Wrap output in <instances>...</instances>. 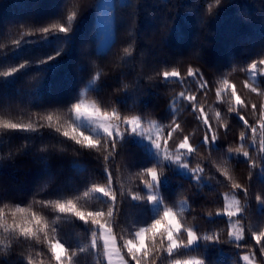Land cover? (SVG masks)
I'll list each match as a JSON object with an SVG mask.
<instances>
[{
    "label": "trees",
    "instance_id": "16d2710c",
    "mask_svg": "<svg viewBox=\"0 0 264 264\" xmlns=\"http://www.w3.org/2000/svg\"><path fill=\"white\" fill-rule=\"evenodd\" d=\"M99 2L0 0V73L11 72L0 75V211L6 213L0 218V264H57L50 249L57 240L74 253L72 264H106L99 229L56 209L57 201L69 199L82 211L114 207L108 223L127 261L125 242L171 207L184 228L197 233L198 244L157 253L156 264L193 259L203 264H244L247 252H254L256 262L264 264L252 237L264 232V154L258 151L264 133L259 130L260 113L251 108L264 106V95L244 86L247 81L264 90V75L252 77L247 71L252 61L264 58V0H221L219 5L216 0H114V39L105 51L98 50ZM54 24L70 30L60 32L52 28ZM46 27L50 31L42 32ZM189 68L202 77H188ZM172 70L181 78L160 75ZM224 80L236 86L248 107L237 108L230 89L217 96ZM189 96L196 97L195 108L186 99ZM82 98L109 114L140 118L136 132L116 120L126 130L117 138L114 157L104 148L81 146L63 135L73 124L88 136L105 139L104 134L77 125L71 106ZM240 114L257 127L255 144ZM48 115L53 116L51 122ZM205 118L222 138L219 146L205 143ZM152 122L159 124L165 138L175 124L180 125L170 143L176 147L189 138L196 151L188 163L204 169L200 182L159 161L140 142ZM9 123L25 127H3ZM243 151H249L255 166L249 158L239 157ZM151 167L162 180L164 208L158 211L147 200L144 184L150 181L145 170ZM109 170L115 204L92 191L93 186L109 184ZM233 184L247 188V194L239 191L244 204L239 217L245 233L241 247L227 236L230 224L222 214L224 193L235 190ZM133 193L142 199H133ZM182 200L188 201L187 209H179ZM18 208L25 211L17 212ZM32 212L43 218L46 236L5 231L14 218L20 223ZM217 234L222 242L203 238ZM179 239L186 242V232Z\"/></svg>",
    "mask_w": 264,
    "mask_h": 264
},
{
    "label": "snow or ice",
    "instance_id": "6c2138e0",
    "mask_svg": "<svg viewBox=\"0 0 264 264\" xmlns=\"http://www.w3.org/2000/svg\"><path fill=\"white\" fill-rule=\"evenodd\" d=\"M221 3V0H216V4L219 5ZM209 12H211V8H209ZM75 18V12H73L71 15L68 16L67 20L69 22V25L71 21ZM53 29H56L60 32H68L70 30L69 27H66L63 24H54L52 26ZM42 32H48L50 29L48 27L41 29ZM18 43V41L16 42ZM127 51V49H125ZM51 59V58H50ZM247 71L252 77L261 76L264 75V58H260L258 60L252 61L248 67ZM11 72L6 73H0V75H10ZM163 79H170V78H181V73L172 70V71H163L161 74ZM202 73L194 70L192 68L188 69L187 76L193 77V78H200L202 77ZM207 85V81H202L200 87L201 89L205 88ZM246 88H249L252 93H257L260 95H264V90L258 89L256 86L249 84L247 81H245ZM230 89V95L233 98L235 105L237 108H246L248 105L244 100L241 99L240 95L237 94L236 86L233 84H230L228 80L223 81L222 89L217 90V96H221L223 94V91H227ZM183 96V93L181 94ZM186 99L189 100L190 103H192L193 108H195V96H189ZM237 108H232L230 111H236ZM252 110L258 111L260 113V119H259V130L260 132L264 133V106H257L255 104L251 105ZM71 111L76 115L77 118L80 117H87L89 119H94L99 128L103 131L105 135V139H97L91 136H88L81 132L77 127H75L73 124L69 125L70 131L65 130L63 131V135L65 137H68L75 141L77 144L81 146H86L89 148H104L105 150L109 151V154L114 157L115 151L117 148V138L121 137L124 133V131H121L119 126H113L111 121L113 120H122V122L125 125H128L130 130L132 132H136L141 128V120L139 117H132V118H121L118 116V114L113 111L111 114L108 112L102 111L100 107L98 106H92L91 108L85 106L83 102L75 103L71 106ZM203 112V109L200 110ZM240 119L243 121L245 128L250 129L252 137H253V143L255 144V135L258 131L256 126H253L249 123V121L245 118L244 115L240 114ZM47 120L51 122L53 120L52 115L47 116ZM204 124L207 126L206 134L203 137L206 144H209L211 142H214L218 139L215 132L212 130L211 125L209 124L208 120L204 119ZM4 128H10V129H17L21 127H25L22 125H18L15 123H9L4 124ZM27 128H31V125L26 126ZM180 128L179 124H175V126L171 129V131L167 132V138H163L160 135H157L155 139H153L151 136L154 145L158 149L164 148V156L166 159H172L167 154V148L169 139L172 138L173 133L178 131ZM57 131H60L59 128H57ZM245 139V134L241 133L240 140L243 141ZM178 150H180L181 153H192L193 151H196V149L192 146V144L189 142V138L185 136L183 140L178 144ZM240 151V150H237ZM258 151L262 154H264V137H262L259 141V147ZM242 155L246 158H249L251 161V165L255 166V161L251 159L249 151H243ZM181 155H176L175 160H179ZM108 157L106 156L105 159ZM184 167H188L187 164L183 165ZM194 173L199 172L203 173L204 169L200 167L199 165L192 169ZM145 173L148 177H150V181H144V184L149 187L153 188V184L158 183L159 181V174L157 172V169L155 167H151L145 170ZM109 184L107 186H93L92 191L101 193L104 196L108 197L113 203L115 204L117 202V195L116 191L111 187L112 183V174L109 170ZM232 188L238 191H243L245 194H247V188L243 187L240 184H233ZM87 192H85V196H87ZM133 199H142L137 194L133 193L131 195ZM157 199L156 195L150 194L147 196L148 201H155ZM257 201L259 202L262 198L258 195L256 197ZM233 204L235 207L226 206L225 212L222 214H225L230 219L233 217H238L242 209L239 207V202L234 201ZM56 209L60 213H71L75 217H77L80 220H83L85 223L91 222L92 225H95L99 229V233L103 239V246L104 249L109 257V261H111V255L112 252L110 249H115L116 247V236L113 232V227L109 225L108 219L112 218L115 215V209L114 207H109L106 211H82L80 210L76 203H74L73 200L69 199L65 202L57 201L55 204ZM17 212L23 213L25 210L22 208H18L16 210ZM6 213L3 211H0V218L5 216ZM13 217H15V214H13ZM47 228V225L44 223L43 218L38 216L35 212H32L26 220L23 222L17 223L15 221V218L13 219V225L11 228L5 226L6 232H18L19 235L24 237H35L38 233L44 232L45 236L47 233L45 232V229ZM186 232L187 239L186 242L179 239V237ZM244 228L240 225V221L237 219L236 226L234 229L229 230L227 232L228 237H234L235 241L239 242L244 238ZM95 235V234H94ZM252 237L254 241L256 242V245L260 247V255L264 256V232L259 233H253ZM199 236L195 231H193L192 228H184L181 221L178 218V215L176 212L173 211L171 207H165L163 213L161 216L156 219L151 225L148 227L140 228L138 231L135 232L134 238L128 239L125 244L124 248L127 250V256L130 258L127 261V264H156V256L157 253L163 254L165 251L168 254H171L173 250L185 246V245H191L193 242H195ZM205 240L208 241H216V242H222L220 236L217 235H208L203 237ZM165 241L166 249L164 247ZM157 243L160 245V247H157ZM93 247H97V241L96 239L92 240ZM237 247H241L239 243L236 245ZM50 249L52 252V255L57 262V264H72V255L74 253H69V250L65 248V246L57 240L55 243L50 244ZM63 253V255H62ZM119 253V250H117V254ZM255 253L252 252L250 254H244L242 256V260L245 262V264H256V261L254 259ZM175 264H203V262L199 259H193V260H187V261H180L176 260Z\"/></svg>",
    "mask_w": 264,
    "mask_h": 264
},
{
    "label": "rangeland",
    "instance_id": "374dc122",
    "mask_svg": "<svg viewBox=\"0 0 264 264\" xmlns=\"http://www.w3.org/2000/svg\"><path fill=\"white\" fill-rule=\"evenodd\" d=\"M120 1L125 2L126 0H120ZM113 5H114V0H100L99 5H98L99 11L97 14V18H98V25H99V31H100V41L98 44V50L99 51H105L114 39V13L112 10ZM94 82H95V79L90 81V83L87 85V87L83 90V93L86 92L88 87L93 86ZM81 102H83V104L89 108H91L92 106H97L96 103L90 99L82 98ZM3 103L4 102H2V104ZM75 117H76V115H75ZM76 121H77V125L79 127L90 128L91 131L94 132L95 134H104L94 119H89L87 117H80V118L76 117ZM111 123L113 124V126H117V125L119 126V122H117L116 120L111 121ZM119 128L121 131H124L120 126H119ZM214 132L217 135L218 139L215 140L213 142V144L215 146H219L221 143H223L222 138L220 137V135L216 131H214ZM157 135H160L161 137L165 138L162 134V130H161L159 124L157 122H152L151 125L149 126V128L147 129L146 134L142 137L140 142L142 144L146 145V147L151 152V154L154 157H156L159 161H163L167 165L173 167L176 172H178L182 175H185L187 177L193 178L196 182H200L201 173H199V172L194 173L192 171L193 168H191L189 163H188V160L191 156V153H188V154L181 153L180 150H178V147L172 146V144L170 143V140H169L166 148H167V154L170 157H172V159H166L164 156V151H165L164 148L158 149L154 145L152 139L150 138V136H151L153 139H155L157 137ZM124 136H125V132L123 133V135L121 137H118V138H122ZM176 155H181L179 160H175ZM239 157L243 158L245 156H243L242 152H240ZM185 164H187L188 167H184L183 165H185ZM161 184H162V180L159 177L158 183L154 182L153 188H149L147 186L145 187L147 189L149 195L153 194V195H156V197H157V199L155 201H150L151 206H152L154 211H158V210L164 208V206L162 204L161 197H160ZM224 200H225V206H231L233 208L235 207L233 202L238 201L239 207L242 209V212L238 217H233L231 219L229 217H227L225 214H223L224 216H226L228 218L229 224H230V229L232 230L236 226L237 219L239 220V217L244 213L243 212V210H244L243 200L240 197L239 191H237V190L228 191V192L224 193ZM187 208H188V201L182 200L180 203L179 209L183 210V209H187ZM260 208H262V205H260ZM174 212L177 213V210ZM240 225H241V222H240ZM243 235H244V238L242 240H240L239 242L235 241L234 237H231V239L237 243H242L245 239V233ZM101 241L103 244L102 237H101ZM197 244H198V239L195 242H193L191 245H185V247L186 248H194L197 246ZM103 248H104V246H103ZM110 250L112 252L111 261H109V257L107 255L105 249H104L106 264H127V259L124 255L123 251L119 247L117 238H116L115 249H110ZM117 250H119L118 254H117ZM250 253L247 252L244 254H250ZM254 259H255V256H254ZM255 261H256V259H255ZM244 264H245V262H244ZM256 264H258V263L256 262Z\"/></svg>",
    "mask_w": 264,
    "mask_h": 264
}]
</instances>
